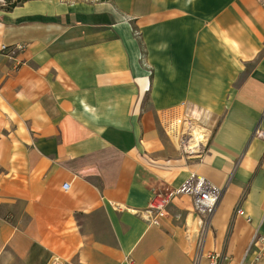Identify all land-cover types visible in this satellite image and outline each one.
I'll return each mask as SVG.
<instances>
[{"label":"crops","instance_id":"obj_1","mask_svg":"<svg viewBox=\"0 0 264 264\" xmlns=\"http://www.w3.org/2000/svg\"><path fill=\"white\" fill-rule=\"evenodd\" d=\"M8 1L0 264H264V0ZM177 113L209 130L202 158L166 132ZM192 173L223 189L209 225L188 195L147 220Z\"/></svg>","mask_w":264,"mask_h":264},{"label":"built area","instance_id":"obj_2","mask_svg":"<svg viewBox=\"0 0 264 264\" xmlns=\"http://www.w3.org/2000/svg\"><path fill=\"white\" fill-rule=\"evenodd\" d=\"M23 48L24 45L22 44H2L0 52L9 58H15ZM165 123L166 132L178 140L181 153L186 159L202 158L209 150V130L192 118L187 117L183 113H177L173 117H166ZM254 134L264 139V129L260 126L256 128ZM67 186L65 185V188H68ZM222 194L223 189L221 187L215 185L202 175L192 173L178 189L169 193H155L150 205L144 211V216L151 223L160 224L161 220L168 215L173 198L179 195H188L193 199L195 211L204 217L207 226L209 225V220H211L216 212ZM237 214L245 216V211L242 208H238ZM247 220L251 221V218L247 217ZM252 247L260 250L264 248V233L258 230L255 231L249 250ZM204 257L206 259L205 264H221L220 259H222L223 255L216 251L204 254L201 250L198 252L195 264H203Z\"/></svg>","mask_w":264,"mask_h":264},{"label":"trees","instance_id":"obj_3","mask_svg":"<svg viewBox=\"0 0 264 264\" xmlns=\"http://www.w3.org/2000/svg\"><path fill=\"white\" fill-rule=\"evenodd\" d=\"M24 1H26V0H9L7 2V8L11 9V8L17 6L19 3L24 2Z\"/></svg>","mask_w":264,"mask_h":264}]
</instances>
